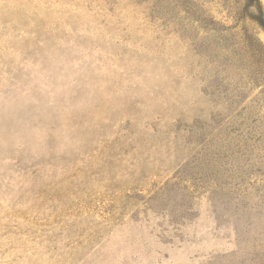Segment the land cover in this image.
Segmentation results:
<instances>
[{"label": "rangeland", "instance_id": "1", "mask_svg": "<svg viewBox=\"0 0 264 264\" xmlns=\"http://www.w3.org/2000/svg\"><path fill=\"white\" fill-rule=\"evenodd\" d=\"M234 1L0 0V264H264Z\"/></svg>", "mask_w": 264, "mask_h": 264}, {"label": "trees", "instance_id": "2", "mask_svg": "<svg viewBox=\"0 0 264 264\" xmlns=\"http://www.w3.org/2000/svg\"><path fill=\"white\" fill-rule=\"evenodd\" d=\"M234 2L239 4L238 0ZM238 10L245 17L244 19L257 23L264 32V7L258 0H243L237 7ZM244 43L247 47L249 58L252 61L254 60L255 64L260 67V74L264 75V45L249 35L244 38Z\"/></svg>", "mask_w": 264, "mask_h": 264}]
</instances>
